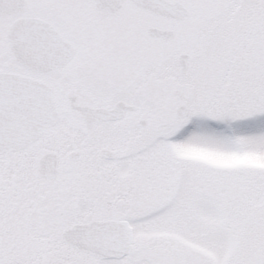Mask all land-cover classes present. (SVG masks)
<instances>
[{
    "label": "snow or ice",
    "instance_id": "obj_1",
    "mask_svg": "<svg viewBox=\"0 0 264 264\" xmlns=\"http://www.w3.org/2000/svg\"><path fill=\"white\" fill-rule=\"evenodd\" d=\"M0 264H264V0H0Z\"/></svg>",
    "mask_w": 264,
    "mask_h": 264
}]
</instances>
